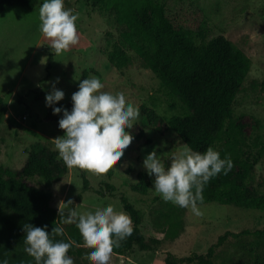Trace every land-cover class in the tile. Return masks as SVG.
I'll return each mask as SVG.
<instances>
[{"label":"rangeland","instance_id":"374dc122","mask_svg":"<svg viewBox=\"0 0 264 264\" xmlns=\"http://www.w3.org/2000/svg\"><path fill=\"white\" fill-rule=\"evenodd\" d=\"M151 1L164 4L170 18L181 25L182 32L192 42L222 34L249 56L250 68L234 99L232 112L249 139L264 140V0ZM42 2L39 0L31 9L9 5L0 12V96L6 109L0 124V165L21 169L31 156L46 159L51 178L36 176L28 180L51 191L50 206L56 210L60 201L69 198L74 200V206L80 204V211L109 203L116 210H123L119 196L124 194L142 214L140 226L150 239L154 231L149 211L155 205V198L162 197L152 188L154 178L147 174L143 159L155 148L167 166L173 153L183 148L184 143L169 127L168 120L174 114L184 113L186 108L177 96L167 94L158 75L142 67L141 59L126 46L115 25L113 11H101L91 0H65V7L79 14L76 22L79 40L56 53L50 47V40L39 30ZM152 17L147 8L145 23L149 25ZM117 48L130 57L127 66L117 67L109 61L108 52ZM49 55L52 58L47 68ZM91 76L100 78L105 88L123 89L140 106L141 113L129 129L134 139L120 160L103 173L68 168L58 158L54 138L64 134L58 127L62 113L53 114L52 107L45 102L46 93L59 77L55 86L65 96L54 106L70 110L72 93L78 90L81 80ZM106 183L114 190H109ZM245 184L249 194H264V155ZM207 185L213 187L212 183ZM200 207L202 216L184 208V229L175 239L162 240L154 250L134 246L123 254L112 253L109 264H165L168 253L176 257L191 252L205 253L226 230L264 228V210L215 201L202 203ZM252 240V235L229 236L217 250L218 263L239 264L242 259L252 263L254 255L264 254V243L252 251L240 248L241 242ZM74 264H78L76 259Z\"/></svg>","mask_w":264,"mask_h":264},{"label":"trees","instance_id":"16d2710c","mask_svg":"<svg viewBox=\"0 0 264 264\" xmlns=\"http://www.w3.org/2000/svg\"><path fill=\"white\" fill-rule=\"evenodd\" d=\"M38 1L0 0V12L14 4L31 9ZM91 1L101 11L114 12L115 25L126 46L141 59L142 67L158 75L167 94L177 96L185 106L184 113L174 114L168 120L169 127L179 140L201 152L211 145L222 158L226 154L231 157L232 169L227 174L222 172L211 178L208 182L213 187H204L203 203L215 201L239 208L264 210V194H249L245 184L254 165L264 155V140L249 139L232 112L234 99L250 68L249 56L222 34L199 43L192 42L182 32L181 25L170 18L164 4L151 0ZM147 8L153 15L149 25L143 19ZM107 55L117 67L130 63V57L123 49H114ZM51 58L52 55H49L47 68ZM5 113L0 96V124L5 119ZM36 176L51 178L46 159L31 156L21 169L0 165V258L7 256L10 264L31 259L24 251V224H47L51 231L52 227L61 223L58 210L50 206L51 191L29 182V178ZM106 186L114 190L112 185L106 183ZM119 199L123 210L133 220V232L121 241L120 247L114 248L113 253L123 254L134 246L141 250H154L162 240L175 239L184 229V208L155 198V205L149 211L154 237L147 239L140 226L143 220L140 211L126 195L121 194ZM63 227L65 235L55 239L71 237L78 241L80 246L70 247L69 253L78 264H92L87 256L89 248L85 246L78 226L73 222L63 224ZM244 235H252L253 240L241 242L243 250L252 251L264 243V228L253 231L242 229L239 232L226 230L205 253L191 252L182 257L168 253L164 263L219 264L218 248L229 236ZM254 256L252 263L242 259L239 264L264 261V254Z\"/></svg>","mask_w":264,"mask_h":264},{"label":"clouds","instance_id":"9594fccd","mask_svg":"<svg viewBox=\"0 0 264 264\" xmlns=\"http://www.w3.org/2000/svg\"><path fill=\"white\" fill-rule=\"evenodd\" d=\"M78 13L65 7V0H43L39 8V30L50 40L56 53L67 50L79 40ZM59 82V77L56 82ZM52 83V82H50ZM52 83V90L45 95L46 106L53 114H61L58 127L64 134L54 138L58 158L68 168L91 169L97 173L107 171L120 160L124 150L134 139L129 131L134 121L140 119V106L132 102L123 89L105 88L101 79L91 76L80 81L78 90L71 95V109L54 106L65 93ZM143 167L152 179V188L165 201L181 208L190 209L195 216H202L200 205L204 201L203 190L208 181L233 167L229 155L221 157L213 146L203 152L194 150L187 143L173 153L165 166L162 155L155 148L143 159ZM61 183H64L63 180ZM59 190L60 185L57 184ZM58 215L61 223L48 230V225H23L24 251L31 259L18 264H74L75 257L69 253L72 246H80L65 235L63 224L75 223L89 248L88 258L92 264H109L114 248L133 232V220L125 210H116L111 203L96 205L80 211V204L72 198L60 201ZM0 264H10L9 258H0Z\"/></svg>","mask_w":264,"mask_h":264}]
</instances>
